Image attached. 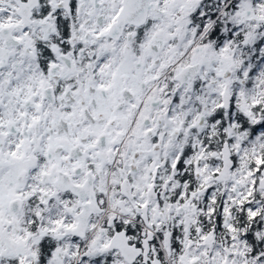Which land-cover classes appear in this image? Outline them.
Listing matches in <instances>:
<instances>
[{"label": "snow or ice", "instance_id": "1", "mask_svg": "<svg viewBox=\"0 0 264 264\" xmlns=\"http://www.w3.org/2000/svg\"><path fill=\"white\" fill-rule=\"evenodd\" d=\"M0 264H264V0H0Z\"/></svg>", "mask_w": 264, "mask_h": 264}]
</instances>
